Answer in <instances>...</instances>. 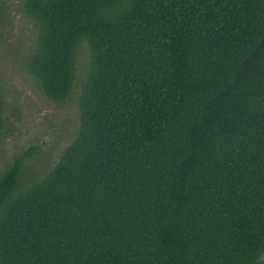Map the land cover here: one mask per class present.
Masks as SVG:
<instances>
[{"label": "trees", "instance_id": "obj_1", "mask_svg": "<svg viewBox=\"0 0 264 264\" xmlns=\"http://www.w3.org/2000/svg\"><path fill=\"white\" fill-rule=\"evenodd\" d=\"M22 10L21 64L55 105L78 89L76 132L42 171L50 141L3 159L0 264H264V0Z\"/></svg>", "mask_w": 264, "mask_h": 264}, {"label": "rangeland", "instance_id": "obj_2", "mask_svg": "<svg viewBox=\"0 0 264 264\" xmlns=\"http://www.w3.org/2000/svg\"><path fill=\"white\" fill-rule=\"evenodd\" d=\"M22 1L0 0V90L3 115H9L4 127L11 134V137L7 134L0 142V165L6 155L26 147V143L42 145V141H50V145L42 148L44 155L37 165L31 166L34 170L42 171L44 167L40 164L48 162L45 167L51 166L60 149L75 135L78 89L74 88L65 104L55 105L40 95L24 70L21 57L23 54L26 56L33 45L36 27L24 15ZM81 48L77 71L79 80L85 72L87 57L84 51L86 47L82 45ZM12 111L14 113L10 114ZM41 124L59 126L62 132L58 136L57 133L42 136L39 134Z\"/></svg>", "mask_w": 264, "mask_h": 264}]
</instances>
